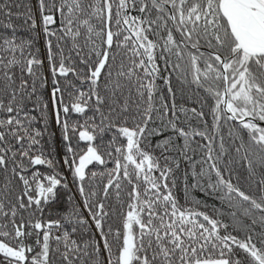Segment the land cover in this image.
Wrapping results in <instances>:
<instances>
[{
  "label": "snow or ice",
  "instance_id": "1",
  "mask_svg": "<svg viewBox=\"0 0 264 264\" xmlns=\"http://www.w3.org/2000/svg\"><path fill=\"white\" fill-rule=\"evenodd\" d=\"M0 264H264V0H0Z\"/></svg>",
  "mask_w": 264,
  "mask_h": 264
},
{
  "label": "trees",
  "instance_id": "2",
  "mask_svg": "<svg viewBox=\"0 0 264 264\" xmlns=\"http://www.w3.org/2000/svg\"><path fill=\"white\" fill-rule=\"evenodd\" d=\"M32 3L35 6V0H32ZM21 35H24V33H21ZM34 48L39 49L41 55L44 53V50H45V41H44V37H43L42 34L36 39ZM158 83H161L162 84V82H158ZM173 86H174V88H177L178 87V85L176 84L175 81H173ZM44 91H45V95H47L48 89H45ZM176 102H177V104L184 103L186 106H189V107L196 106L192 102V99H189L186 96H183V97L182 96H177ZM52 127H53V131H56V133H57V135L53 139L52 143H54V144H60V149H59V153H58V156H57V158H59V155H62L63 154L62 141L60 140L59 130L56 128L55 125H53ZM221 131H222V134H224L225 137H226V139H227L228 127L227 126H222ZM104 139L105 140L110 139V135L106 134L105 137H104ZM245 139H247L246 133H245ZM74 143H75V141H74ZM80 147L81 148L85 147V142H80ZM226 159H227V157H225V160ZM109 167H111V165H109ZM44 170L45 169L41 168V171H44ZM70 188L72 189V192L75 193V185L74 184H70ZM194 195L200 196L199 193H194ZM67 197H68L67 190H62L61 191V195H60V202L58 204L50 205L45 210V218H51V219L59 218V214H62L63 212H65V210H67L70 207V205L67 203ZM76 199H77V202H80V198H79L78 194L76 195ZM181 202H183V200H181ZM209 203H213V201H209ZM81 210L83 211V209H81ZM49 211L52 213V215L50 217L48 216V212ZM83 214L85 216H87V212L86 211H84ZM117 226H118V222H114L113 223V227L115 228ZM29 242H31V241H29Z\"/></svg>",
  "mask_w": 264,
  "mask_h": 264
}]
</instances>
